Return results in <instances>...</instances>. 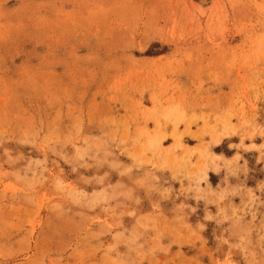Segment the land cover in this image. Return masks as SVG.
I'll return each mask as SVG.
<instances>
[{
	"label": "rangeland",
	"instance_id": "obj_1",
	"mask_svg": "<svg viewBox=\"0 0 264 264\" xmlns=\"http://www.w3.org/2000/svg\"><path fill=\"white\" fill-rule=\"evenodd\" d=\"M0 264H264V0H0Z\"/></svg>",
	"mask_w": 264,
	"mask_h": 264
}]
</instances>
